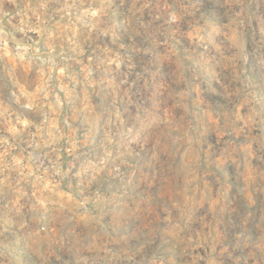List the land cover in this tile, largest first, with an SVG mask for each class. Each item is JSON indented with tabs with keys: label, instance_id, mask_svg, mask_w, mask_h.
Masks as SVG:
<instances>
[{
	"label": "rangeland",
	"instance_id": "1",
	"mask_svg": "<svg viewBox=\"0 0 264 264\" xmlns=\"http://www.w3.org/2000/svg\"><path fill=\"white\" fill-rule=\"evenodd\" d=\"M0 264H264V0H0Z\"/></svg>",
	"mask_w": 264,
	"mask_h": 264
}]
</instances>
